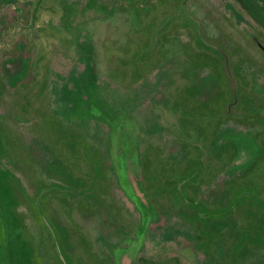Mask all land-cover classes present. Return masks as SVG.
Masks as SVG:
<instances>
[{"label":"rangeland","instance_id":"374dc122","mask_svg":"<svg viewBox=\"0 0 264 264\" xmlns=\"http://www.w3.org/2000/svg\"><path fill=\"white\" fill-rule=\"evenodd\" d=\"M0 264H264L239 0L0 1Z\"/></svg>","mask_w":264,"mask_h":264},{"label":"crops","instance_id":"0c3cea01","mask_svg":"<svg viewBox=\"0 0 264 264\" xmlns=\"http://www.w3.org/2000/svg\"><path fill=\"white\" fill-rule=\"evenodd\" d=\"M239 3L249 15H252L259 23H261L264 26V17H262V15H264V9H263L264 0L263 1H249L250 4L245 3L244 0H239ZM249 5L252 6V8H250Z\"/></svg>","mask_w":264,"mask_h":264},{"label":"trees","instance_id":"16d2710c","mask_svg":"<svg viewBox=\"0 0 264 264\" xmlns=\"http://www.w3.org/2000/svg\"><path fill=\"white\" fill-rule=\"evenodd\" d=\"M1 1V0H0ZM8 229V227L6 226V224H4V223H2V230H3V232H4V238H5V243H4V248H5V250H7V252L9 253L10 252V250H9V245H8V235H9V233H8V231H7V233H6V230Z\"/></svg>","mask_w":264,"mask_h":264}]
</instances>
